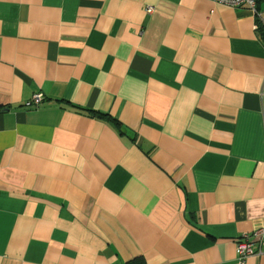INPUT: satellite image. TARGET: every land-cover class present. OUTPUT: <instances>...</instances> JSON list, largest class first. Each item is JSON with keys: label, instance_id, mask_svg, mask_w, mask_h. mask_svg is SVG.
<instances>
[{"label": "crops", "instance_id": "1", "mask_svg": "<svg viewBox=\"0 0 264 264\" xmlns=\"http://www.w3.org/2000/svg\"><path fill=\"white\" fill-rule=\"evenodd\" d=\"M257 8L0 0V264H236L264 225Z\"/></svg>", "mask_w": 264, "mask_h": 264}, {"label": "built area", "instance_id": "2", "mask_svg": "<svg viewBox=\"0 0 264 264\" xmlns=\"http://www.w3.org/2000/svg\"><path fill=\"white\" fill-rule=\"evenodd\" d=\"M216 3L229 5L234 8H244L249 10L254 15H259L257 10V0H212ZM147 12L152 11V7L146 9ZM44 98L40 92H36L26 102L27 106H38ZM264 241V225L252 231L249 234H244L236 241V264H246L248 257L260 252L259 246Z\"/></svg>", "mask_w": 264, "mask_h": 264}, {"label": "trees", "instance_id": "3", "mask_svg": "<svg viewBox=\"0 0 264 264\" xmlns=\"http://www.w3.org/2000/svg\"><path fill=\"white\" fill-rule=\"evenodd\" d=\"M257 10H258V8H257ZM257 28L259 30V33L261 34L262 40H264V25L261 24V22H258ZM89 113L92 114V115H96V116L102 117V118H106V119L110 118L109 115L104 114V113H99L97 111H89ZM126 264H146V263H145L143 257L137 256V257L129 259L126 262Z\"/></svg>", "mask_w": 264, "mask_h": 264}]
</instances>
